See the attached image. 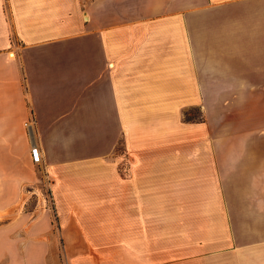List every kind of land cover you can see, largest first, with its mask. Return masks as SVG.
Returning a JSON list of instances; mask_svg holds the SVG:
<instances>
[{
	"label": "crops",
	"instance_id": "0c3cea01",
	"mask_svg": "<svg viewBox=\"0 0 264 264\" xmlns=\"http://www.w3.org/2000/svg\"><path fill=\"white\" fill-rule=\"evenodd\" d=\"M9 186L0 264H264V0H0Z\"/></svg>",
	"mask_w": 264,
	"mask_h": 264
},
{
	"label": "rangeland",
	"instance_id": "374dc122",
	"mask_svg": "<svg viewBox=\"0 0 264 264\" xmlns=\"http://www.w3.org/2000/svg\"><path fill=\"white\" fill-rule=\"evenodd\" d=\"M117 151H118V153L122 152L120 150V148H118ZM1 163L2 164H7L8 161L1 162ZM1 175H3L5 177V180H10L11 179V176H12V173H10V172H3ZM38 182H40V185H41L40 190L37 191L36 194H34V193L32 194L31 193V191L33 190V189H31L32 187L26 186L27 188H24L23 191L26 194H28L27 199L24 201V204L23 205L21 203L18 204V205H16L13 208V211L14 212H21V213H23L25 215H28L31 212H35V215H38L39 212L47 213L50 216V218H51V223L53 224V226L55 224V227H56L58 225L57 222H56L58 209H57V207L55 205V202L53 201V198H52V195H51V190L48 187L47 183L45 184V181H43V179H42L41 176H39ZM7 184H9V183H7ZM12 190H13V188H11L9 186V187H7L4 190L3 194H2V192L0 190V192H1L0 195H9V194H12ZM2 223L3 222L1 221L0 224H2ZM56 241H57V243L59 245L61 244L60 238L57 237L56 238ZM93 255L94 254H92V253H86V254L81 255V256H80V254H72V259H75V260H78L79 259V260H82V262H85V261H89L91 258H93ZM115 255L118 258H122L123 253H116ZM54 259L56 261H60L61 263L64 264L65 261H66V256L63 253L58 252V253L55 254Z\"/></svg>",
	"mask_w": 264,
	"mask_h": 264
},
{
	"label": "built area",
	"instance_id": "2783aa9c",
	"mask_svg": "<svg viewBox=\"0 0 264 264\" xmlns=\"http://www.w3.org/2000/svg\"><path fill=\"white\" fill-rule=\"evenodd\" d=\"M33 123H34V117L31 115L28 118V120L25 122V126L30 131L31 136H32L31 129H32ZM30 153H31L33 161H35V162L39 161V158H40L39 148L36 145V143L34 142L33 138H31Z\"/></svg>",
	"mask_w": 264,
	"mask_h": 264
}]
</instances>
